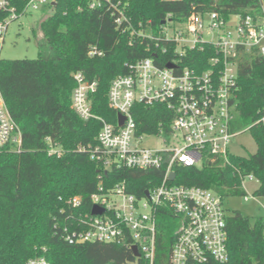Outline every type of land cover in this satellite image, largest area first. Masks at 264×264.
I'll use <instances>...</instances> for the list:
<instances>
[{
	"label": "trees",
	"instance_id": "16d2710c",
	"mask_svg": "<svg viewBox=\"0 0 264 264\" xmlns=\"http://www.w3.org/2000/svg\"><path fill=\"white\" fill-rule=\"evenodd\" d=\"M11 1L19 9L26 3ZM114 7L126 16L119 25ZM259 7L260 0H111L102 1L97 8H89V0L50 4L51 11L39 23L43 41L38 56L0 57V87L23 139L20 152H0V264H26L28 258L38 255H44L50 264H131L135 257L128 247L101 242L69 245L55 224L69 214L89 212L90 195L98 190L100 180L109 186L126 179L130 191L140 195L149 178L142 170L125 168L107 170L103 175L100 164L75 150L95 142L101 123L82 120L72 109V73L81 71L86 79L96 81L93 112L115 122L116 112L106 98L109 83L128 72V62L154 53L160 65L171 58L172 44L160 41L155 46L149 38L159 36L168 16L184 21L192 12L214 11L227 18L256 13ZM91 46L103 51L102 55H89ZM162 47L168 52L162 54ZM213 54L207 46L203 51L191 50L184 64L204 70ZM240 64L233 98L236 118L231 128L248 129L256 152L231 154L226 164L216 159L201 167L176 168L177 183L212 188L222 198L244 195L240 174L255 176L260 185L255 195L264 196V59L257 56ZM168 112L163 103L147 106L138 102L133 107L139 131L155 129ZM45 137L61 144V156L47 154ZM99 175H103L101 179ZM74 195L80 196L82 208L66 206L65 201ZM226 220L228 264H264V216L251 219L235 211ZM168 223L171 243L175 226Z\"/></svg>",
	"mask_w": 264,
	"mask_h": 264
},
{
	"label": "built area",
	"instance_id": "2783aa9c",
	"mask_svg": "<svg viewBox=\"0 0 264 264\" xmlns=\"http://www.w3.org/2000/svg\"><path fill=\"white\" fill-rule=\"evenodd\" d=\"M102 1L111 3L89 0V8H97ZM54 2L26 0L19 9L11 0H0V48L12 22ZM117 11L115 22L119 25L126 16L122 10ZM159 32V36L149 38L155 46L160 41L172 44L171 58L160 65L154 53L128 62V72L115 76L109 83L106 98L116 112L115 122L93 112L96 81H89L81 71L72 73V109L82 120L101 123L95 142L78 145L75 150L100 164L103 175L107 170L122 168L146 172V188L137 195L130 191L126 179L109 186L100 180L98 190L90 195L89 212L69 214L55 224L60 237L69 245L101 242L128 247L135 257L131 264H228V213L223 198L212 188L177 183L176 168L201 167L216 159L224 164L229 162L233 154L229 146L239 134L231 127L236 118L233 98L240 63L257 56L264 59V0H260L256 13L230 14L227 18L214 11L192 12L184 21H175L170 15ZM205 46L214 52L206 69L184 64L191 50L203 51ZM161 49L162 54L168 52ZM88 51L91 56L103 53L94 46ZM169 63L175 67L168 68ZM138 102L147 106L163 103L169 112L155 129L139 131L133 113ZM118 114L123 116L122 124ZM261 120L264 121V114ZM45 138L47 154L61 156V144ZM146 139L155 143L146 146ZM22 144V130L0 87V152L18 153ZM245 178L259 182L252 174H240L241 188ZM65 204L82 208L78 195L68 198ZM94 206L101 208L102 213H93ZM168 222L175 226L171 243ZM133 247L138 256L133 254ZM26 264L50 262L38 255L28 258Z\"/></svg>",
	"mask_w": 264,
	"mask_h": 264
},
{
	"label": "rangeland",
	"instance_id": "374dc122",
	"mask_svg": "<svg viewBox=\"0 0 264 264\" xmlns=\"http://www.w3.org/2000/svg\"><path fill=\"white\" fill-rule=\"evenodd\" d=\"M51 11L50 7L32 10L12 22L5 33V40L0 48L1 57L5 60L33 59L39 54V44L43 41L39 23ZM211 36V35H209ZM239 134L233 139L229 151L235 155L247 156L256 152V142L248 129L238 130ZM155 143L152 139L143 142L146 146ZM244 195H227L222 203L228 214L235 211L251 219L264 216V196H256L259 182L245 178L242 183ZM246 195V198H245ZM264 234V231H263Z\"/></svg>",
	"mask_w": 264,
	"mask_h": 264
},
{
	"label": "water",
	"instance_id": "95a60500",
	"mask_svg": "<svg viewBox=\"0 0 264 264\" xmlns=\"http://www.w3.org/2000/svg\"><path fill=\"white\" fill-rule=\"evenodd\" d=\"M163 23H164V22H163ZM166 66H167L168 68L175 67L172 63H171V64H170V63H169V64H166ZM118 119H119V124H122L123 121H124L123 116L120 115V114H118ZM174 174H175V173L171 174V178L174 177ZM146 194H148V191H146ZM102 211H103V210H102L101 208H99L98 206H94L93 209H92V212H93V213H102ZM133 254H134L135 256H138V252H137L136 247H133Z\"/></svg>",
	"mask_w": 264,
	"mask_h": 264
}]
</instances>
